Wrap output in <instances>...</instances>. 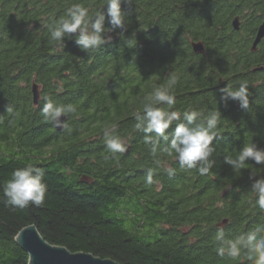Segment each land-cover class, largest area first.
Listing matches in <instances>:
<instances>
[{
    "label": "trees",
    "instance_id": "16d2710c",
    "mask_svg": "<svg viewBox=\"0 0 264 264\" xmlns=\"http://www.w3.org/2000/svg\"><path fill=\"white\" fill-rule=\"evenodd\" d=\"M74 4L92 18L107 12L106 0H0V264L30 263L15 241L29 226L52 246L116 264H253L244 255L219 256L215 237L220 228L231 240L264 225L251 190L264 179V165L249 159L235 171L225 163L244 146L264 150V40L252 52L264 0L122 2L127 30L111 32L106 18L111 40L87 53L75 34L65 48L50 39L49 29ZM199 42L205 51L196 55L192 43ZM245 81L247 110L221 99V89ZM157 87L174 93L176 103L154 106L181 113L169 132L185 112H197L205 125L221 113L208 174L181 168L159 150L167 141L153 156L135 128ZM46 99L76 108L60 131L42 115ZM105 131L127 151L108 152ZM28 164L44 170L45 200L14 207L3 185ZM148 169L159 185L146 184Z\"/></svg>",
    "mask_w": 264,
    "mask_h": 264
},
{
    "label": "clouds",
    "instance_id": "9594fccd",
    "mask_svg": "<svg viewBox=\"0 0 264 264\" xmlns=\"http://www.w3.org/2000/svg\"><path fill=\"white\" fill-rule=\"evenodd\" d=\"M130 4L132 0H106L107 12L101 11L95 18L89 16V10L81 4L72 5L66 12V17L61 18L49 29L50 39L65 48V38H71L75 34V43L79 48L87 53L97 50L111 40V36H106L105 21L110 25L108 30L115 32L120 30L123 34L125 28L126 14L121 9V3ZM171 83H175L172 80ZM221 99L224 101H237L242 109L249 108L247 82H242L238 89L230 87L221 89ZM176 103L175 94L167 88L157 87L146 98L143 105V115H136L135 128L144 132V142L151 145L153 156L157 153V145L161 140L167 141L166 145L159 149L169 157L175 156L181 168L187 170L195 169L200 175L208 174L215 161L211 159L215 147L213 141L217 138L215 131L218 120L221 117L219 111L213 112L204 123H197L198 113L185 112L183 122H179L169 132L174 121L181 120L179 111H168L154 105L166 104L169 108ZM76 108L73 105H58L51 99L46 102L41 110L44 119L53 123L57 127L65 126L61 117L74 113ZM104 144L108 152L113 155L125 153L127 146L118 136L110 135L108 131L104 133ZM252 160L257 165H264V150H259L256 146H244L239 155L233 159L225 158V163L233 170L239 171L245 167L247 160ZM155 170L148 169L145 182L147 185L160 184L154 180ZM255 177L250 176V179ZM251 190L258 194L256 206L264 210V179L255 180ZM47 192V185L44 183V170L33 164H28L13 171L11 179L3 185V195L6 202L14 207L25 208L35 205L41 206L44 203ZM264 225H257L248 233L236 239H225L223 228L217 232L215 239L219 242L216 252L223 257L225 254L233 259H238L242 255L253 264H264Z\"/></svg>",
    "mask_w": 264,
    "mask_h": 264
},
{
    "label": "water",
    "instance_id": "95a60500",
    "mask_svg": "<svg viewBox=\"0 0 264 264\" xmlns=\"http://www.w3.org/2000/svg\"><path fill=\"white\" fill-rule=\"evenodd\" d=\"M232 27L234 31L240 30V22L235 18ZM74 35V34H73ZM264 40V20L257 29L256 36L253 42L252 52H255L257 46ZM193 52L196 55L203 54L205 48L202 43H192ZM33 104L37 106L40 100V91L36 84L32 85ZM61 120L66 122V116L61 117ZM55 130L60 131L62 127H57L52 123ZM227 223H222L225 226ZM18 246L29 256V264H116L111 260H103L96 258L93 255L79 253L72 254L67 249L55 247L47 243L36 227L29 226L23 229L15 239Z\"/></svg>",
    "mask_w": 264,
    "mask_h": 264
}]
</instances>
